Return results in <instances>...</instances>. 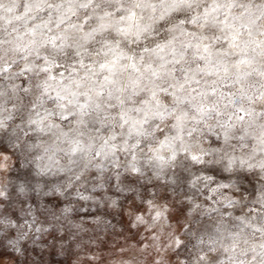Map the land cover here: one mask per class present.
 I'll return each instance as SVG.
<instances>
[{
  "label": "clouds",
  "instance_id": "clouds-1",
  "mask_svg": "<svg viewBox=\"0 0 264 264\" xmlns=\"http://www.w3.org/2000/svg\"><path fill=\"white\" fill-rule=\"evenodd\" d=\"M0 264H264V0H0Z\"/></svg>",
  "mask_w": 264,
  "mask_h": 264
}]
</instances>
